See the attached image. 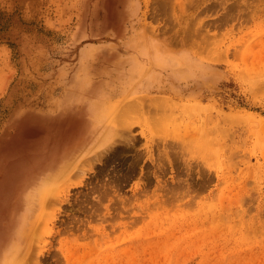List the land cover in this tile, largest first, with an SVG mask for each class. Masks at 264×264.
Wrapping results in <instances>:
<instances>
[{
	"label": "rangeland",
	"instance_id": "1",
	"mask_svg": "<svg viewBox=\"0 0 264 264\" xmlns=\"http://www.w3.org/2000/svg\"><path fill=\"white\" fill-rule=\"evenodd\" d=\"M35 217L40 264H264V0H0V263Z\"/></svg>",
	"mask_w": 264,
	"mask_h": 264
},
{
	"label": "bare ground",
	"instance_id": "2",
	"mask_svg": "<svg viewBox=\"0 0 264 264\" xmlns=\"http://www.w3.org/2000/svg\"><path fill=\"white\" fill-rule=\"evenodd\" d=\"M119 115L120 114L118 113L117 117ZM117 117H115V121L114 119H112L113 127L107 134L105 132H101L98 135L99 136L97 139L98 145L99 147H103V150H106L105 153L106 152L110 153L114 151L115 150L114 145L120 141L121 135H125L126 133L124 131L127 130V127L124 124L120 126L119 125L116 126ZM119 130H123V131L120 132ZM41 189L42 188L38 189V191L33 193L32 194L33 196L30 197L29 200L31 201V203H33V205H36L42 198L43 191ZM31 215H33V213ZM36 223L37 222L35 217L32 221H30V225L28 227H25L23 230L21 239H22V244L25 245V248L22 249L21 251H18L10 261H3L0 264H40V258H41L40 253H42V251L40 249L39 239L36 237L35 234Z\"/></svg>",
	"mask_w": 264,
	"mask_h": 264
}]
</instances>
